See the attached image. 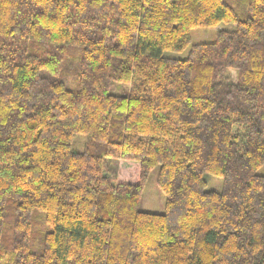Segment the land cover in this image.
<instances>
[{
    "label": "trees",
    "instance_id": "obj_1",
    "mask_svg": "<svg viewBox=\"0 0 264 264\" xmlns=\"http://www.w3.org/2000/svg\"><path fill=\"white\" fill-rule=\"evenodd\" d=\"M263 168L264 0H0V264H264Z\"/></svg>",
    "mask_w": 264,
    "mask_h": 264
},
{
    "label": "rangeland",
    "instance_id": "obj_2",
    "mask_svg": "<svg viewBox=\"0 0 264 264\" xmlns=\"http://www.w3.org/2000/svg\"><path fill=\"white\" fill-rule=\"evenodd\" d=\"M236 28L235 24H226L221 23L215 27H208V28H194L191 30V42L189 46L181 52H165L164 56L171 58V59H178L184 60L188 57L189 52L193 45L200 44V43H208L212 42L216 39V35L220 30H228L232 31ZM85 136H78L76 137L73 150L76 152L85 151ZM122 165L127 169L131 163L130 162H122ZM160 167L156 166L151 170L148 175L142 200L140 202L139 209L144 212H151L156 214H164L166 211V196L165 194L159 189L157 184V179L159 175ZM264 172V168L261 170ZM207 189L208 190H215V191H222L224 181L220 177H216L213 175H207Z\"/></svg>",
    "mask_w": 264,
    "mask_h": 264
}]
</instances>
